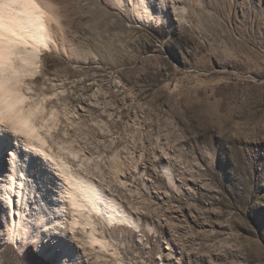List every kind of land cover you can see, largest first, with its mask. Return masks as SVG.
<instances>
[{
	"label": "rangeland",
	"instance_id": "rangeland-1",
	"mask_svg": "<svg viewBox=\"0 0 264 264\" xmlns=\"http://www.w3.org/2000/svg\"><path fill=\"white\" fill-rule=\"evenodd\" d=\"M41 1L56 46L25 103L130 222L64 220L53 259L0 222V264H264V0Z\"/></svg>",
	"mask_w": 264,
	"mask_h": 264
},
{
	"label": "bare ground",
	"instance_id": "bare-ground-1",
	"mask_svg": "<svg viewBox=\"0 0 264 264\" xmlns=\"http://www.w3.org/2000/svg\"><path fill=\"white\" fill-rule=\"evenodd\" d=\"M48 19L41 0H0V165L2 158L8 159L0 170V222L7 240L24 250L33 240L53 259L55 247L47 252L44 239L50 245L64 220H71L72 227L91 225L93 230L96 224L90 218L85 220V210L100 211L111 223L130 220L104 197L98 185L67 171L56 160L38 126L40 111L25 103L24 78L34 73L42 51L56 46ZM19 131L26 135L20 136ZM5 154L11 155L7 158ZM66 206L68 214L63 213ZM58 244L68 257L65 260L76 256L62 239Z\"/></svg>",
	"mask_w": 264,
	"mask_h": 264
},
{
	"label": "snow or ice",
	"instance_id": "snow-or-ice-1",
	"mask_svg": "<svg viewBox=\"0 0 264 264\" xmlns=\"http://www.w3.org/2000/svg\"><path fill=\"white\" fill-rule=\"evenodd\" d=\"M8 2H10V3H19V2H22V0H8ZM23 2H27V0H23ZM19 135L20 136H24V135H26V133H24L23 131H19Z\"/></svg>",
	"mask_w": 264,
	"mask_h": 264
}]
</instances>
